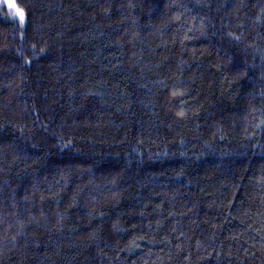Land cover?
I'll return each instance as SVG.
<instances>
[{"label": "trees", "instance_id": "obj_1", "mask_svg": "<svg viewBox=\"0 0 264 264\" xmlns=\"http://www.w3.org/2000/svg\"><path fill=\"white\" fill-rule=\"evenodd\" d=\"M0 5V264H264V0Z\"/></svg>", "mask_w": 264, "mask_h": 264}, {"label": "snow or ice", "instance_id": "obj_2", "mask_svg": "<svg viewBox=\"0 0 264 264\" xmlns=\"http://www.w3.org/2000/svg\"><path fill=\"white\" fill-rule=\"evenodd\" d=\"M7 8L10 10V14L17 17L21 24L25 21V11L14 0H4Z\"/></svg>", "mask_w": 264, "mask_h": 264}, {"label": "rangeland", "instance_id": "obj_3", "mask_svg": "<svg viewBox=\"0 0 264 264\" xmlns=\"http://www.w3.org/2000/svg\"><path fill=\"white\" fill-rule=\"evenodd\" d=\"M14 2L15 3H17V0H14ZM0 5H5L6 6V4L4 3V0H0ZM7 7V6H6ZM17 18V17H16ZM18 19V18H17ZM19 20V19H18ZM26 20V19H25ZM24 23H25V21H24ZM23 23V24H24Z\"/></svg>", "mask_w": 264, "mask_h": 264}]
</instances>
